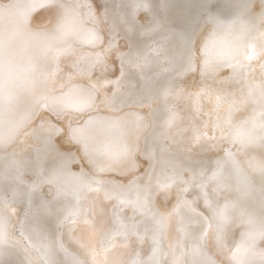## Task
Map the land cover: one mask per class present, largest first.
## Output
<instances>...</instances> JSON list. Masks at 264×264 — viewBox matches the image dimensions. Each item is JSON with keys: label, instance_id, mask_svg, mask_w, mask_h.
Returning a JSON list of instances; mask_svg holds the SVG:
<instances>
[{"label": "bare ground", "instance_id": "bare-ground-1", "mask_svg": "<svg viewBox=\"0 0 264 264\" xmlns=\"http://www.w3.org/2000/svg\"><path fill=\"white\" fill-rule=\"evenodd\" d=\"M117 1L133 29H154L131 38L144 59L131 62L136 72L125 71L127 86L113 100L120 110L111 113L101 111L109 50L97 0H11L0 8V264H264V167L234 154L212 161L179 145L192 118L180 107L179 83L195 53L248 64L264 49V0H219L205 16L198 14L202 0ZM43 8L57 18L34 30L32 14ZM73 43L87 47L78 52L86 79L58 95L51 90L63 85ZM254 91L264 102V87ZM86 109L94 112L85 126L67 132L72 151L49 162L38 144L58 126L52 118L32 121L31 111L62 114L68 129L69 118ZM9 189L32 206L22 223L4 200ZM85 220L87 242L70 229Z\"/></svg>", "mask_w": 264, "mask_h": 264}, {"label": "rangeland", "instance_id": "rangeland-1", "mask_svg": "<svg viewBox=\"0 0 264 264\" xmlns=\"http://www.w3.org/2000/svg\"><path fill=\"white\" fill-rule=\"evenodd\" d=\"M10 1L0 0V8H3V7L5 8V6L8 7L7 5L10 4ZM97 1L99 3V9L104 16L103 18V24H104L103 26H105L104 29H107L105 30L106 35H107L105 37L106 40H105V43L104 44L102 43V44L104 45L103 48H106V50H109V53L107 54L108 55V59L106 61L107 64L104 70V73L108 76L106 77L105 75L106 79L104 80L105 82L102 86L104 88L103 94H102V96L104 97V100L102 97L101 102L104 105V107L103 105H101L102 107L101 111L111 113L116 110H120V109L114 108L113 100L119 98L121 96L120 95L121 92H123L127 86V82L125 78V71L126 72L127 71L136 72L138 69V66L133 65L131 62L132 61L137 62V61L144 59V57H141L134 53V46H133L134 43L132 42L131 38L134 35H137L139 38H143L147 36L150 37L153 33L154 28L149 27V24L146 23L143 26H141V28L133 29L130 26V23H127L125 12L119 8L120 6L117 0H111V1L109 0V2L107 0H101L103 2H101L100 0H97ZM202 1H203L202 2L203 5L200 7L198 14L205 16V15L210 14L209 9L213 7L214 5H216L219 0H202ZM108 3L110 6L108 5L107 7ZM46 9L47 8H43L41 10H38L37 13L34 12V14H32L31 21H30L31 28H33L34 30H43V29L47 30L48 27L50 28L52 26V24L56 20L55 18H57V15L54 17V19L50 18V13L46 12L45 11ZM105 15H106V18H105ZM109 17L111 18V20ZM137 18H139V20L143 19V17H140V16ZM110 23H112L111 26H110ZM109 29L111 30L112 33H110ZM108 32L110 33V35H108L109 34ZM121 45H123V48ZM84 48H87V47L79 46L74 43L69 46L66 52L67 61L69 60V62H67V65L65 64V66H63L60 70V72L62 73V74L60 73L61 74L60 78L63 81V85L55 89H52L51 92H54L59 95V94H62L63 91H65L66 89H69L72 87L74 88L76 84H79L80 82L85 81L86 78L84 76H86L87 68L85 65H83V58L79 54L80 51ZM124 48L126 50H123ZM196 53H195V62L191 65L190 71L187 73V76L182 77V79L184 80H182V82L179 83L180 87L183 89V99L179 102V104L181 105L180 107L181 108L187 107L185 108V111L186 109L187 111L189 110L188 114L189 116L192 117L191 125L189 126V128L188 127L186 128V132L184 130L183 135L179 141L180 143L179 145L182 147V149L186 153L188 150H190V153L189 151L188 153L191 155L193 154L195 155V152L198 155L199 153H201L200 154L201 157H207L209 158V160H212V161H217V160L220 161L224 159L226 156L228 155L230 156V154L232 155L234 154L233 157L236 158L238 161H241V162L245 161L244 163L246 164L250 163V165L255 168L264 167V115H263L264 114V110H263L264 102L258 99L257 93H255L254 91V89L258 91L259 87L260 88L264 87V82H263L264 73L261 68V65H262L261 59L262 60L264 59V49L255 52L256 54L255 53L252 54L253 56L251 55L252 57L248 59L249 63L248 64L246 63L245 66L243 64L240 65L238 62V59H220L219 58V59L212 60V59H208L207 57H204L202 52L199 49L197 50ZM117 55L120 56V58L117 57ZM255 55L257 58L255 57ZM74 58L77 61H75ZM216 60L217 62H215ZM250 60H252L253 62ZM75 63L78 65H75ZM214 63L216 66L214 65ZM108 64H109V67H108ZM247 67L248 69H245ZM119 68H121V70ZM73 70L77 73L74 74ZM205 70H208V71H205ZM120 71L121 73L119 74ZM261 75L262 77H260ZM73 76H76V77H73ZM113 77L114 78L117 77V78L114 79ZM111 78L113 79L111 80ZM258 81L260 84L258 83L257 84L258 87H257V85L255 86V84ZM246 83L248 84V86L245 85ZM184 88L187 89L188 91L187 90L185 91ZM107 92L109 93V95H107ZM59 98L60 97H58L57 99ZM25 102L26 101L22 102V104L24 105L23 108H25V106L27 108L32 105L28 102L26 103ZM31 112H33V116L31 120L34 117L32 121L35 120L36 122L37 120L38 122L42 123L45 120V118L46 119L52 118L50 120H52V122H54L58 126L57 133H54L52 135V139L46 142V145L43 142L39 143L41 139L35 143L36 145L39 143L38 144L39 147H42V146L46 147V159L49 162L50 161L53 162L59 157H61L63 153L72 151L73 147L70 146L68 143H66L67 142V136H66L67 132L72 133L73 135L76 134L75 130L73 129L74 127H71V126L73 125L79 126V127L85 126L87 120L89 119L90 115H92L94 110L93 109L82 110L81 112L76 114L74 117L69 118L68 121H69L70 126L68 129L61 123L63 119L62 114L50 115L51 117H44L42 115L41 116L38 115V111L36 112L31 111ZM41 118L44 120H42ZM190 129L191 131H188ZM194 130L195 132H193ZM241 134H242V137H241ZM189 136H191L190 139H189ZM251 145H254V146H251ZM193 150H194V153H193ZM81 154H82V157H84V160L90 166L93 165L91 158L88 155H86L84 152H82ZM29 158L37 161L34 157H29ZM40 172L45 174L47 173V170L44 168V169H41ZM126 175L125 176L127 178H130L134 175V172L126 173ZM46 183L49 184L50 182L46 180L45 182L41 184V188L45 185H48ZM95 188L97 187L92 186V188L89 187L88 190L93 192L96 190ZM98 189L99 190L102 189V192L106 196L107 201L111 202L112 197H109V195L105 192L106 187L101 186L100 188L98 187ZM3 193L5 197L7 198L4 200H9L8 202L9 206L12 205L13 207H16L17 212L19 210L18 212L20 216L19 222L22 223V220L25 221L28 213L30 212L32 208L28 199L24 200L22 198H19V196H16L11 189L5 190ZM16 197L18 198L16 199ZM94 199L97 200L96 197ZM17 200L19 201L17 202ZM25 213H27V215ZM90 217L93 220L95 218L96 221L98 219L96 216H93V214L91 213H90ZM78 224L79 226L75 227L74 225L70 227V229L72 233L75 235V237L82 239V241L87 242V240L90 239V235L87 231L88 221L85 220V222H80ZM227 251L229 250L227 249ZM227 255L225 256L227 257Z\"/></svg>", "mask_w": 264, "mask_h": 264}]
</instances>
